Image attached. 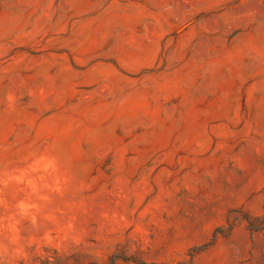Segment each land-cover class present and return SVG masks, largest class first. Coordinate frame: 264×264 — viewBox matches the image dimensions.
I'll return each mask as SVG.
<instances>
[{"label": "rangeland", "instance_id": "obj_1", "mask_svg": "<svg viewBox=\"0 0 264 264\" xmlns=\"http://www.w3.org/2000/svg\"><path fill=\"white\" fill-rule=\"evenodd\" d=\"M0 264H264V0H0Z\"/></svg>", "mask_w": 264, "mask_h": 264}]
</instances>
